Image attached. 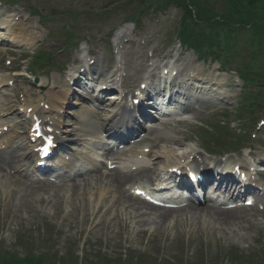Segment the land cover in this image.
<instances>
[{
    "label": "rangeland",
    "instance_id": "obj_1",
    "mask_svg": "<svg viewBox=\"0 0 264 264\" xmlns=\"http://www.w3.org/2000/svg\"><path fill=\"white\" fill-rule=\"evenodd\" d=\"M5 1L7 0H0V12L11 14L10 20L14 21L13 24L17 30L32 29L34 42L18 44L5 40L0 43V49L18 52V56L9 58L12 62L11 67H7L3 61L0 62V71L4 74L2 77L9 83L13 82L10 88L0 90V110L1 103L11 99V94L14 92L24 96L31 92L35 94V98L41 94L51 99L52 97L48 94L50 92L53 95L57 94L60 91L59 84H66L70 74H73L74 68L70 66V63L74 59L84 60L90 56L103 61L102 69L106 70L103 77H108L112 70L116 69L113 49L120 52L124 59L130 57L128 61H132L133 57L139 59L142 55L148 58L151 53H154L152 63L158 57L169 56L173 59L177 54L180 55V59L177 60L179 62L172 61L174 65L185 68L186 72L190 70L195 75L203 73L207 75V78L224 86L225 83L222 81L225 80L232 84L230 86L228 83L227 87L221 89L223 91H218L227 96L229 101H211L206 105L192 103L190 107L198 116L194 122L175 124V118H164L163 121L172 124L150 123L154 131L145 134L146 146L144 147L149 151L150 147L155 146L152 153L163 162L190 151L197 153V158L207 159L206 143L211 141L206 142L204 139L215 142L213 136L216 131L211 132L213 128H208L206 125L213 126L224 119L227 123L232 122L242 114L247 115L246 111L252 109V107L244 108L240 104L244 101V96L240 93L243 88L233 76L234 73L219 75L220 70L217 65L197 64L193 54L182 50L177 43L170 42L173 40L169 41L170 38L175 37L177 18L175 11L169 12L167 16L158 17L159 19L155 16L149 17L144 21L142 29L137 32L133 26L123 25L124 16L119 15L117 11L118 16L108 14L104 21L89 14V7L92 4L102 8L104 4L109 3V0H27L24 3L25 6L12 2L7 7ZM28 6L35 8L39 15L35 17L29 15ZM147 14L149 15L150 12ZM121 31H124L127 36L121 37L118 42L116 35ZM69 34L73 40L83 42L75 54L71 53V47H66L64 44ZM242 39L243 37L239 41ZM54 41L60 42L62 46H55ZM39 49L45 53H54L55 64L52 67L54 71L52 73L49 71L50 67H44L39 71L37 73L39 80L35 83V79L29 76L33 68L31 54ZM2 57L5 58L0 54V58ZM234 57L236 59L233 61L236 64H243L244 59L240 58V52ZM128 61H126L127 64ZM159 63L157 62V65ZM18 68L20 70L13 73ZM99 80L101 82V79ZM99 85L95 84V87H100ZM229 87L231 89H228ZM81 92L91 97L85 88H82ZM246 92L264 97V86L258 90L250 88ZM113 95L114 93H109L105 101L108 100V96ZM35 98L31 97L30 101H34ZM55 99L52 100L54 104L57 101ZM65 99L67 105L62 108L63 118L67 123H75L85 116L84 105L88 103L80 105L82 100L77 95L65 94ZM254 109V113L249 116L253 115L257 119L264 115V105ZM180 110L183 111V109ZM234 110L240 112L234 113ZM23 119L18 118L16 121L22 122ZM236 126V123H232L231 128L244 138L243 143L248 148L253 147L257 151L263 145L259 140H264V133L259 134L255 140H250V129L254 126L253 123L247 125L248 131H242ZM76 128L77 126L72 129L66 125L64 127L71 136L76 135ZM205 128L208 131L205 132ZM228 137L232 140L237 139L235 135ZM15 145L18 156L21 160L24 159L29 152L20 150L21 147H25L24 140L15 142ZM79 146V152L85 153L86 145ZM211 148L214 152H228L218 145L216 147L215 143H212ZM245 152L236 151L238 156H242ZM251 154L254 155L253 152ZM258 154L256 153L255 156ZM124 158L129 162L133 160L129 154ZM228 158L232 162L244 160L234 156ZM60 160L62 156H59L57 162ZM22 161L24 163V160ZM141 161L143 160L139 162ZM149 161L146 160L144 163L150 164L153 160ZM15 170L18 171V169ZM2 176L0 175V255L6 254L20 259L30 254L44 256L46 264H85V262L106 264V261H110L109 264H118L121 260L123 264H264V257L261 259L253 254L259 249H264V214L255 210L248 212L250 215L248 224L228 231L215 227L205 219L203 220L209 222L207 225L202 221L200 227H195L196 225H192L195 220L191 221L190 217L183 216L184 223L180 222L184 227L178 238L174 239V233H167L166 227L159 228L157 224L154 225L151 222L152 217L148 216V211L139 202L131 201L133 210L124 212L121 207L117 212L109 210L110 212L106 213L108 211L99 209L100 204L105 206L106 204L102 202L105 203L104 200L111 196L106 194V191H103L101 196V192L98 193L96 189L95 193L85 197L86 201L81 198L82 195L72 197L58 188H46L49 191L42 195L25 181L22 171L8 174L7 178ZM10 176L13 179H10ZM110 206L109 204L108 207ZM122 206L126 208L127 204ZM98 212L100 214L97 216ZM91 215H96L98 220L90 217L87 223L85 219ZM186 221L188 224H185Z\"/></svg>",
    "mask_w": 264,
    "mask_h": 264
},
{
    "label": "bare ground",
    "instance_id": "obj_2",
    "mask_svg": "<svg viewBox=\"0 0 264 264\" xmlns=\"http://www.w3.org/2000/svg\"><path fill=\"white\" fill-rule=\"evenodd\" d=\"M4 15V14H3ZM0 31H4L7 34H9L10 39L12 41L15 40L16 43H20L22 41H29L32 40V37L27 34L26 32L17 31L13 28V25H11V22L5 18L0 17ZM29 33V32H28ZM27 34V35H25ZM123 32H120L116 40H119ZM81 66V65H80ZM128 68L124 69V76H122V85L120 88V93L114 95L111 97V101L108 102V104L102 103L101 106H104L105 113L104 116H85L86 118H83L79 123V134L80 136L84 138H90V142H88L92 147L98 143V135L102 134L104 130L107 129L106 132H111L115 136H118L119 134H131L132 136L141 134V130H135L138 126L136 123V120L134 118V112L136 109H131V106L129 105V102L127 101L129 96H132L133 99H135L134 94L137 91H140V86L147 80L154 78L155 74H149L144 75V69L143 64H128ZM79 69V67H78ZM168 69L167 67H164L161 69V74H163V70ZM88 72L93 75L95 73H98L96 65L90 66L88 69ZM184 72V71H183ZM111 74L108 78V80H114L115 75ZM169 76L172 74V70H168ZM77 75H80V70H77ZM182 75L179 74L177 76V79L180 78ZM75 76V75H74ZM78 79L75 81L78 84H81ZM106 83H109L108 81ZM184 85L185 86H195L198 84V80L196 77L188 76L186 79H183L182 82H178L177 80H174L173 84L176 85ZM199 84H202L206 87H213L216 85H219L217 83H214L213 81H206V82H199ZM66 87V86H64ZM157 88H154L156 90ZM101 95V93H99ZM142 97V96H141ZM98 98V96H97ZM223 99H228L227 97H223ZM65 101V100H64ZM15 106L16 103L10 104L8 101H6V104L4 105V113L1 114L2 118H8L15 114ZM139 111L141 112L140 117L144 119H149V115L145 114V109L143 107H138ZM185 115H190L192 117H197L195 113H193L189 107H186L184 109ZM46 126L49 125L53 127V125L50 123L45 124ZM124 130V131H120ZM135 130V133H130L129 131ZM162 133V132H161ZM96 139V141H95ZM60 140L63 143L67 142V146H74L73 144L77 141L73 139H69L68 135H62L60 137ZM64 140V141H63ZM67 140V141H66ZM172 140V139H171ZM172 142V141H169ZM13 144L12 141L8 142V148L1 150L0 149V175H3L2 178H7L6 173L9 171H12L15 169L14 167L18 166L20 163V157L18 156V152L14 147L11 145ZM64 146V144H63ZM28 149V146H27ZM152 149H155V146H152ZM152 152L147 155L146 157L150 158V160L153 159V162L151 164L152 167H147L141 165L139 162L131 163V166L135 167H122L120 166L119 169H114L113 173H99V175H90L88 171L90 169L83 168L82 171H78L76 174L69 176L70 183L68 185L62 186L59 190H63L66 193L70 194L72 197H77L78 195L81 196L84 201H86L85 197L89 194L95 193L94 191L98 189V193L103 196V191H106V194H110L108 199L102 200L106 201L105 203L102 202V204H106L105 206H102L100 204L99 209L101 211H108L106 213H109V210H113L115 212L118 211L119 208L122 207L123 211L126 212L128 210H133V205L131 201L135 199L130 194H128V191L125 190V187L128 185H138L144 181H152V177L157 175L158 167L164 162L161 158H158L157 155L153 154ZM151 156V157H150ZM161 157V156H160ZM182 157V156H181ZM192 157L191 153L185 152L183 153V158L190 159ZM165 159L164 157H162ZM28 160H34L35 155L33 151H30L28 157ZM176 160L179 161L180 157H176ZM174 159V160H175ZM196 158L193 157L192 162L196 165ZM168 161V159H167ZM93 165L91 168H94L95 170L98 169L97 162L92 163ZM172 164V166H174ZM209 168H206L203 170L202 176L203 181L205 183V187H209L212 182L218 183V190L224 192L225 195H228L229 198L235 199L241 196V192H249L252 194H258L261 195L264 198V189L261 188L260 185L255 184V182L247 181L245 184H241L238 181L235 180V178L232 175H229L228 173L224 172L223 170L219 169H212L213 166L211 163L208 164ZM220 165L217 164L216 167H219ZM134 168V171L132 169ZM169 168V167H167ZM152 175V176H151ZM10 179H13L10 176ZM35 185L36 192L47 194L46 188H56L48 182H42V183H33ZM241 186L239 189L238 187ZM137 189V188H136ZM135 189V190H136ZM134 190V191H135ZM35 191V190H34ZM52 197V196H51ZM111 205L108 207V205ZM123 204H127V207L125 208L122 206ZM105 208H108L107 210ZM148 216L152 217L153 224H157L159 228L166 227L168 230L167 233H174V239L178 238L179 233L181 234V229L184 227L183 223V216L190 217L191 221L195 220L192 225L201 226L202 221L208 220L211 224H213L215 227L228 231L231 230V228L241 227L243 224H248L249 220L248 217L244 214V211L246 209H236V210H220V209H214L212 207L208 206H202V207H186L179 210H163V209H148ZM123 212V213H124ZM100 213L98 212L97 216ZM96 215H91L87 217L85 220L88 223L90 221V217H93L94 220H98ZM182 217V218H181ZM117 218V217H116ZM195 218V219H192ZM198 218V219H196ZM182 221L183 223H181ZM209 222L204 221L205 225H207ZM185 224H188V221H186ZM198 229V228H197ZM180 230V231H179Z\"/></svg>",
    "mask_w": 264,
    "mask_h": 264
},
{
    "label": "trees",
    "instance_id": "obj_3",
    "mask_svg": "<svg viewBox=\"0 0 264 264\" xmlns=\"http://www.w3.org/2000/svg\"><path fill=\"white\" fill-rule=\"evenodd\" d=\"M150 8L165 9L175 5L183 12L179 39L188 47L218 48L229 46L238 30L248 33L264 46V0H133ZM219 2L222 5H218ZM198 51V50H197ZM43 258L28 256L24 260L5 258L0 264H43Z\"/></svg>",
    "mask_w": 264,
    "mask_h": 264
},
{
    "label": "snow or ice",
    "instance_id": "obj_4",
    "mask_svg": "<svg viewBox=\"0 0 264 264\" xmlns=\"http://www.w3.org/2000/svg\"><path fill=\"white\" fill-rule=\"evenodd\" d=\"M38 131V130H37Z\"/></svg>",
    "mask_w": 264,
    "mask_h": 264
}]
</instances>
